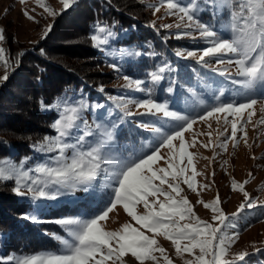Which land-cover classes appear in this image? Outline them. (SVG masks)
<instances>
[{"label":"snow or ice","instance_id":"6c2138e0","mask_svg":"<svg viewBox=\"0 0 264 264\" xmlns=\"http://www.w3.org/2000/svg\"><path fill=\"white\" fill-rule=\"evenodd\" d=\"M59 2L62 4V11L74 4L75 0ZM35 3L49 15H57V11L48 6L46 0H35ZM207 4L216 12H226L227 22L223 32L200 22L197 0H189L187 5H181L177 0H160L159 6H148L154 9V14L163 7L167 15L178 18L179 22L175 25L163 24L161 27L175 26L189 30L178 32L177 39L192 36L191 30L195 29L198 37L207 45L198 51H178L177 56L196 58L206 67V58H215L216 65L234 66L235 76L239 79L232 82L248 93L245 102L217 103L208 107L202 115L192 118L170 110L167 102L152 99L151 89L148 90V99L134 102L121 99L117 107L123 109L124 116L134 115L127 108L128 103H134L137 109H144L146 114H162L163 117L178 122L174 130L167 132L155 128L159 138L147 153L121 157L115 154V125L109 128L95 124L93 127L82 117L84 109L101 108L102 105H89L83 98L74 100L66 96L57 97L52 105H48L58 110V118L50 125L55 135L45 136L43 140L32 145L36 152L46 154L43 161L35 163L32 167H26L31 157H24L18 166L0 161V181L14 180L13 192L28 196L33 201L55 200L77 189L91 194L90 189L94 181L103 174L110 181L106 187H110L111 192L104 201V206L91 217H66L55 221L70 237H56L63 244L61 251L10 256L6 261L0 260V264H128L126 257L129 255L138 264H144L145 261L160 264L161 260L164 264H173L166 249L157 240L158 236L171 241L176 256L183 260V264H246V257L250 255L247 251H240L233 254L231 259L227 258L229 249L238 239L239 233L226 234L225 227L231 217L220 207L219 194L207 202L203 199L197 200L198 204L213 213L212 221L216 223H209L200 219L194 212L193 205L182 194L184 190L180 184L182 182L192 192L199 194L196 177L200 173L194 164L198 154L188 148L195 147L198 143L196 136L205 133H196L187 146L184 137V133L192 130L197 120L208 124L209 128V118L217 122L215 141L212 139V131L206 133L209 138L206 144L199 141L203 147H213L214 154L217 147L227 151L229 140L232 141L233 147L240 140L247 144V124L251 123L253 128L257 123L264 125V115L253 122V106L258 100L251 98L256 92L264 95V0H207ZM24 15L30 20L35 19L27 10ZM151 26L155 27V22H152ZM51 27H45L44 35ZM105 31H108L107 27L98 22L95 34L91 36L94 46L107 42L99 35ZM108 35L112 33L108 31ZM4 39V30L0 28V41ZM127 55L139 56L141 53L129 52ZM224 55L235 59L225 61L221 58ZM0 65L5 68L4 75L0 76V81H4L8 78L11 65L3 47H0ZM111 66L116 67L115 64ZM166 70H170L168 65L149 72L148 76L153 83H157L163 79L162 74ZM212 70L220 71L216 67ZM227 72L228 68L224 67L221 74ZM123 79V87L144 91L143 80L129 76H124ZM100 91H103V88ZM167 91L171 92L172 88L169 87ZM41 105L45 106L43 101ZM261 112L264 113V107H261ZM221 121L225 125L222 130L219 127ZM227 125H230L229 135H225L229 131ZM141 127L149 126L142 124ZM173 141H178V144ZM162 149H167L166 154H161ZM161 160L165 166L157 163ZM224 163L227 164V161ZM248 176L251 177L252 173L249 172ZM246 183L247 180L237 182L235 179L231 182L232 189L239 190L244 197L236 212L231 214L232 217L245 208L256 207L258 202L264 204V201L250 197L244 187ZM208 187V184L199 185L201 190ZM117 205L122 206L131 221L135 222V226L132 222H125L114 230L105 228L102 222L109 218V214ZM141 205L143 211H138V206ZM25 219L34 223L41 222L36 215L26 214ZM185 253L189 254L190 258H184Z\"/></svg>","mask_w":264,"mask_h":264},{"label":"trees","instance_id":"16d2710c","mask_svg":"<svg viewBox=\"0 0 264 264\" xmlns=\"http://www.w3.org/2000/svg\"><path fill=\"white\" fill-rule=\"evenodd\" d=\"M197 3L199 20L223 32L227 22L226 12L214 11L207 4V0L204 2L197 0ZM134 4L133 0L82 1L79 6L85 7L87 16L82 12L80 17L82 24H79L81 29L78 31L73 29L78 27L79 22L72 18L68 10L64 12L68 15L64 16L65 26L55 27L61 40H56L55 35L51 34L49 38L47 37V41L25 47L20 52L22 55H19L8 70V78L0 81V161L11 155L12 145L17 149L19 157L35 142L37 136L48 128L43 124L46 122L47 113L41 105L42 101L47 106L57 97L73 94L79 90L89 93L90 98L96 97L107 101L105 96L114 93L110 92L113 87L107 88L93 83L88 76L91 74L90 71L88 74L86 72L92 52L89 50L93 48L91 46V49H88L87 43L81 42L87 41L98 22L112 33L109 42L104 46H113L116 50L106 52L113 53L114 56L103 55V51L93 50L95 51L93 60L105 62L110 66L115 64L116 67L113 68L116 70L113 72L118 71L121 76L143 80L145 82L143 95L147 98H149L148 90L151 89L152 99L167 102L181 112L194 113L212 104V99L220 86L227 89L226 98L229 97L228 94L233 98H244L248 95L240 85L232 87L236 85L232 81L239 79L234 73L221 74L223 68H219L220 71L212 70L211 64L216 60L206 58L208 63L206 67L193 58L177 56L176 53L185 46L182 45L183 42L170 38L166 29L157 24L155 27L151 26L152 22L142 16ZM62 31L66 33L59 34ZM225 38H227L226 33ZM129 52H139L141 55L129 56L127 55ZM82 61L86 64H80ZM164 65H168L170 70L162 74L161 81L153 83L148 73ZM169 87L172 88L171 92L167 91ZM101 88L103 91H100ZM253 96L264 98L260 92H256ZM142 114L144 120L140 118ZM142 114H134L131 120H122L116 124L119 127L114 139L116 151L123 157L137 156L145 151L144 144L150 135H153L139 124V122L151 123L145 119L146 113ZM151 125L158 127L162 124ZM13 187L11 180L0 181V260L2 261H6L12 254L57 250L55 235L62 234L64 229L55 221L70 214L85 218L98 213L104 206L105 200H102V197L106 194L102 191L97 196L87 194L81 196L74 204L65 203L55 207L44 205L36 210L35 202L14 193ZM82 209L83 213H81ZM243 212L247 213L245 216L249 217L250 223L264 217V206L245 208ZM26 214L38 216L41 222L34 223L25 219ZM246 264H264V253L246 257Z\"/></svg>","mask_w":264,"mask_h":264},{"label":"rangeland","instance_id":"374dc122","mask_svg":"<svg viewBox=\"0 0 264 264\" xmlns=\"http://www.w3.org/2000/svg\"><path fill=\"white\" fill-rule=\"evenodd\" d=\"M82 1L85 0H75V3L72 4L68 9L62 10V4L59 2V0H46V3L48 6H50L53 10L57 11V15L52 16L49 15L47 12H44L41 7H39L35 0H24L22 3L21 0H0V28H3L4 30V37L5 39L3 41H0V47H3L5 49V56L9 59L10 65L15 62V60L19 57L18 54L28 46L36 45L40 42H45L48 40L49 36L51 34H54L56 40H61L57 34V31H55V27H63V21L66 20L64 16V12L68 11L72 15V18H75L77 22L78 27L73 28L75 31H78L82 24V18L80 19L82 12H84V16H87L85 7L80 8V4ZM135 2L134 6L135 8L140 12L142 16H144L146 19L150 20L151 22H155L158 26L161 27L163 24H170L175 25L178 23V18L176 16H169L166 14L165 9L161 7L159 12H155L154 9L149 7V4L157 5L159 6L160 0H133ZM178 3L181 5H187L189 3V0H177ZM201 2H204V0H201ZM27 10L31 15L35 17L34 20L28 19L24 15V11ZM82 10V11H81ZM64 14V15H63ZM74 15V16H73ZM201 22V21H200ZM47 25H51L50 31L46 35H44V29ZM68 25V24H67ZM164 28V27H161ZM70 29V26H69ZM166 29V32L170 38L177 39V33L181 31H189L187 29L183 28H176L175 26L170 28H164ZM68 31V30H64ZM62 31V34L64 35L66 32ZM192 36H184L179 38V41H182V45L184 44L183 50H180L181 52L186 53L187 51H198L202 50L203 47L207 46L203 40H201L195 29H192ZM96 28L91 32L90 37L86 39L87 41H82L81 43H87L88 49H91V46L93 50L97 51H103V55L108 54L109 56H114L113 53H106L109 52V50H114L113 46H104V44H100L99 46H94L93 42L91 40V36L95 34ZM107 32V31H105ZM99 33L102 40H106L109 42V39L111 36L108 35V33ZM114 36V35H113ZM48 37V38H47ZM82 40V39H81ZM52 41H50L51 43ZM69 42H72V40H69ZM185 42V43H184ZM52 44V43H51ZM92 49L89 50L90 53V61H88L89 65L87 66V74L90 71L89 79L93 83H97L98 85L112 88L110 92L112 95H107L105 98H107V101H104L103 99L99 100L96 97L90 98L89 93L83 92V90L76 91V93L69 94V95H62L59 97H68L74 100H79L83 98L89 105H102L101 108H87L83 110L82 117L84 120H87L89 125H92L95 127V124H101L105 127L111 128L113 125H115L114 136L116 137L119 127L116 126L117 122L128 121L131 120L134 115L132 116H124L123 109L120 107H117V103L123 99L125 101H138L143 99H148L143 95L144 91H136L130 88L123 87L125 84L124 76H121L118 71L113 72L114 69L110 64H107L105 62H97L93 60L94 52ZM101 56V55H100ZM16 57V58H15ZM225 61L228 59H235V57H230L228 55H224L221 57ZM197 60L196 58H193ZM210 60H215V58H208ZM80 63V62H79ZM80 64H86L84 61H82ZM91 64V65H90ZM213 67L218 68H228V73H234L235 74V67L234 66H220L216 65V61L211 64ZM102 72L101 74H99ZM5 73V68L0 65V76H3ZM239 85H233L232 87L235 88ZM139 94H142L143 96H140ZM101 95V94H100ZM227 95V89H225L223 86L219 87V90L217 91L216 96L212 99V104H210L208 107L217 104V103H229V102H237V103H243L245 102L248 95L244 98H233L229 97L226 98ZM111 98V99H108ZM251 98L257 99L258 103L253 106L254 109V116H253V122H256L259 120V118L264 115V113L261 112V107H264V98H256L255 96H251ZM57 99V98H56ZM56 99L50 103L52 105ZM162 102V101H157ZM169 106V109L172 111L179 112L183 115L190 116L192 118L197 117L198 115H202L205 110H207L208 107L203 108L202 110L194 113H185L177 110L176 108ZM46 110V122H42L47 126L48 128L45 130L44 133H42L40 136H37L34 143L29 145V147L23 151V153L18 157L17 149L12 145L10 146L11 155L9 157L1 159V161L5 162H11L19 165V162L24 157H31V161H29L28 165L26 167H32L35 163L43 161L46 154L38 153L34 150L32 145L36 144L37 142L43 140L45 136L55 135L54 130L50 127V125L54 122L56 118H58V110L52 107L45 106L43 107ZM127 108L129 111H131L134 114H142L145 112L144 109H137L135 107L134 103H128ZM51 114V115H49ZM246 115V113H245ZM145 119H148L151 123H144L143 125H148L147 128L148 132L153 134L150 135V138L147 139V141L144 144L145 151L142 153H147L149 149L154 144L155 140H157L158 134L154 131L155 128H160L162 132H167L170 129L175 128L177 121H174L170 118L163 117L162 114H156V115H150L146 114ZM142 120H144V115L140 117ZM208 123L211 124V128L208 127V124L197 120L193 124V128L190 131H187L184 133L186 146L188 143L191 142L193 136L196 133H205V135H197L196 140L198 143L195 145V147H189L188 150L192 151L194 153H197L198 155L194 159V164L196 167V170L200 173L196 177L197 181V191L199 194L192 192L190 189L187 188V185L183 184L181 182L180 186L184 190L183 195L186 196L191 204L193 205V210L199 216L200 219L208 221L209 223H216L212 221V215L213 213L211 210H207L203 207L202 204H198V199H203L204 201H210L214 199L217 194H219L220 198V207L224 211V213L231 217L230 221L228 222L227 227H225L226 234L231 235L233 232H238L239 237L236 240L234 244L231 245L229 249L228 257L229 259L232 258V255L235 253H239L240 251H247L250 255H257L264 253V217L259 218L255 221H251L249 223V217L245 216L247 213L240 212L239 215H236L234 217L231 216L232 213H235L240 203L243 201V193H241L239 190H233L231 186V182L233 179H235L237 182H243L245 180L248 181L244 185L245 190L250 194V197L257 201H264V125L262 124H256V127L253 128L252 124L249 123L245 126V131L247 132V141L248 143L245 144L243 140H240L235 147H233L232 141H228L227 144V151H224L220 148H215V154L213 152V147H203L199 141H203L205 144L208 142V136L206 135L207 132L212 131V139L215 141L216 138V129L218 127L217 122L213 118H209ZM139 124L142 125V123L139 122ZM151 124H162L161 126H153ZM219 127L221 130L225 125H223V122L221 121ZM229 131L225 133V135L230 134V125H227ZM132 128H130L131 130ZM238 135H241V133H238ZM174 144H178V141H173ZM114 147L115 146V140H114ZM167 149H162L161 154H166ZM142 153L138 154L137 156L141 155ZM116 155L121 156L122 154L115 152ZM123 157V156H121ZM255 157V159L253 158ZM227 161V164L224 162ZM160 166H165L164 161L161 160L157 162ZM186 163V160H185ZM156 165H154L155 167ZM190 169L188 174H190ZM251 172L252 176L249 177L248 173ZM10 181V180H9ZM13 185L15 186L14 180ZM110 183V181L101 174L97 177L96 181H94L92 188L90 189V193L94 196H97L101 193H106L102 197V200H106L108 197V194L111 192L110 187H106V185ZM158 183V181H157ZM200 184H208L209 187L206 189L201 190L199 188ZM166 187V186H165ZM15 193V192H14ZM89 193H85L83 190L77 189L73 193L66 194L64 196L58 197L55 200H40V201H33L28 196H23L28 198V200H31L32 202H35V208L36 210H39L41 206H58L59 204H74L76 200H78L81 196L87 195ZM101 198V197H100ZM264 204L257 203L256 206ZM138 211H143L142 205L138 206ZM84 210L82 209L81 213H83ZM85 214V213H84ZM94 215V214H93ZM77 215L70 214L65 215L61 218L66 217H76ZM92 215L85 217L89 218ZM57 219V220H58ZM125 222H132L135 226V222L131 221V218L127 215L126 212H124L122 206L117 205V207L114 209L113 212L109 214V218L102 222L106 229L114 230L118 228L122 223ZM234 222V224H233ZM64 229V228H63ZM148 235H151V233H146ZM59 236L63 239H70L67 232L64 230L62 234H56L55 238ZM57 240V250L51 249L48 251L51 252H59L63 249V244L60 240ZM157 240L159 241L160 245L163 246L169 257L173 260V264H183V260L180 257H177L175 254V249L173 245L171 244V241L165 240L163 237L158 236ZM254 249H261V251H254ZM37 252H43V251H36V252H28L23 254H12L10 256H20V255H27V254H33ZM184 258H190L189 254L185 253ZM126 260L128 261V264H138V262H135L133 258L126 257ZM144 264H153L151 261H145ZM160 264H164V262L161 260Z\"/></svg>","mask_w":264,"mask_h":264}]
</instances>
